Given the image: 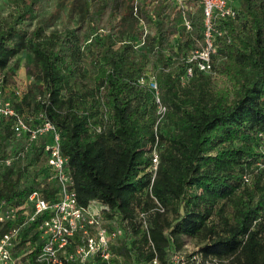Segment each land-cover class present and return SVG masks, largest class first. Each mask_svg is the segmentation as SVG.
<instances>
[{
  "label": "trees",
  "instance_id": "obj_1",
  "mask_svg": "<svg viewBox=\"0 0 264 264\" xmlns=\"http://www.w3.org/2000/svg\"><path fill=\"white\" fill-rule=\"evenodd\" d=\"M11 1L0 13V84L21 113H44L56 124L79 202L96 199L126 214L160 204L152 228L158 247L172 227L178 242L196 239L226 264H264V0H236L238 18L221 22L215 72L184 81L182 57L203 39L198 0H190L191 31L180 28L171 1L159 0L153 16L143 0L139 12L151 28L143 46H136L143 30L135 0H73L62 28L38 0ZM26 50L38 88L22 93L11 61ZM149 73L167 107L159 121L154 95L140 82ZM48 138L0 166V201L21 204L36 188L56 197ZM21 141L11 119H1L0 158Z\"/></svg>",
  "mask_w": 264,
  "mask_h": 264
},
{
  "label": "built area",
  "instance_id": "obj_2",
  "mask_svg": "<svg viewBox=\"0 0 264 264\" xmlns=\"http://www.w3.org/2000/svg\"><path fill=\"white\" fill-rule=\"evenodd\" d=\"M159 0H147L145 6L151 15ZM181 10L180 28H193L189 11L195 4L190 0H169ZM203 6V39L182 57L185 64L183 81L196 71L214 73L218 51V35L224 33L223 20H235L239 15L236 0H198ZM143 0H135L134 12L140 19L143 35L136 46L146 44L151 31L140 14ZM140 15V16H139ZM179 38V32L176 39ZM140 82L151 89L157 103L158 121L166 112L156 75L141 76ZM18 92H20L18 90ZM11 119V129L22 146L0 158L1 165H11L25 157L32 146L48 136L44 145L49 166L47 181L57 186L56 197L46 198L39 189L32 190L21 204L0 201V264H226L228 259L207 252L203 243H193L188 237L176 240L170 230L163 229L167 242L158 247L153 237V215L163 212L162 205L144 209L136 206L132 214L111 207L96 199L84 205L79 202L74 179L69 167V157L61 148L60 132L56 124L44 113L28 119L12 100L6 97L0 84V120ZM40 118V120H39ZM97 131L102 130L98 124ZM159 162L153 152L154 170ZM249 175H246V180ZM44 185V184H43ZM27 231L26 234L24 232Z\"/></svg>",
  "mask_w": 264,
  "mask_h": 264
},
{
  "label": "rangeland",
  "instance_id": "obj_3",
  "mask_svg": "<svg viewBox=\"0 0 264 264\" xmlns=\"http://www.w3.org/2000/svg\"><path fill=\"white\" fill-rule=\"evenodd\" d=\"M73 0H38V3L42 5V14L49 16L48 19L55 24V26L63 27L66 23L69 22V11L71 8ZM13 6L11 0H0V13L7 14ZM71 22V21H70ZM33 26L36 24L35 20H32ZM33 53L30 51H24L14 57L11 61V64L16 62L19 64L15 75L14 86L20 92L27 91L31 86L33 89H37V86H33V83L37 82L31 74L28 73L27 67L32 62ZM28 119L31 116H35L32 113L25 115ZM190 241L193 243H198V240L190 238Z\"/></svg>",
  "mask_w": 264,
  "mask_h": 264
}]
</instances>
